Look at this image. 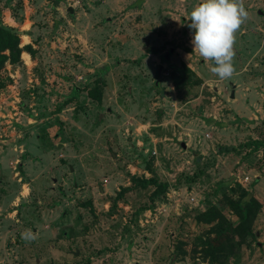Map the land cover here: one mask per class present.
I'll return each instance as SVG.
<instances>
[{
	"label": "rangeland",
	"instance_id": "obj_1",
	"mask_svg": "<svg viewBox=\"0 0 264 264\" xmlns=\"http://www.w3.org/2000/svg\"><path fill=\"white\" fill-rule=\"evenodd\" d=\"M200 2L0 0L32 49L0 67V264H220L195 216L234 223L236 184L260 209L227 264H264V0H243L224 80L193 51Z\"/></svg>",
	"mask_w": 264,
	"mask_h": 264
},
{
	"label": "trees",
	"instance_id": "obj_2",
	"mask_svg": "<svg viewBox=\"0 0 264 264\" xmlns=\"http://www.w3.org/2000/svg\"><path fill=\"white\" fill-rule=\"evenodd\" d=\"M18 42V35L12 28L0 25V67L4 62L20 63L19 54L22 48L32 52L29 44L20 47ZM175 69L178 73L184 74V77L192 74V71L184 64L181 68ZM87 94L100 101L101 91L97 84L89 88ZM246 144H264V138L260 141L250 140ZM149 182L155 185L150 193L151 197L163 193L166 187L165 182H158L154 178H151ZM234 190L237 193L234 194ZM223 202L235 216V222L229 221L216 206H208L198 212L195 216L196 221L207 225L206 231L199 239V252L210 262L227 264V261L232 259V263H236L238 251L259 212L260 202L250 190L237 184L230 187V193L223 196Z\"/></svg>",
	"mask_w": 264,
	"mask_h": 264
},
{
	"label": "clouds",
	"instance_id": "obj_3",
	"mask_svg": "<svg viewBox=\"0 0 264 264\" xmlns=\"http://www.w3.org/2000/svg\"><path fill=\"white\" fill-rule=\"evenodd\" d=\"M247 17L243 0H201L190 13L193 51L214 63L211 72L221 80L235 72V33Z\"/></svg>",
	"mask_w": 264,
	"mask_h": 264
},
{
	"label": "water",
	"instance_id": "obj_4",
	"mask_svg": "<svg viewBox=\"0 0 264 264\" xmlns=\"http://www.w3.org/2000/svg\"><path fill=\"white\" fill-rule=\"evenodd\" d=\"M67 10H68V12H71V8H70V7H68ZM159 69H160V66L157 67V72L159 71ZM156 83H157V81H155V84H156ZM181 144H182V143H181ZM59 145H60V144H57V145H56V148H58ZM182 146H183V144H182Z\"/></svg>",
	"mask_w": 264,
	"mask_h": 264
}]
</instances>
